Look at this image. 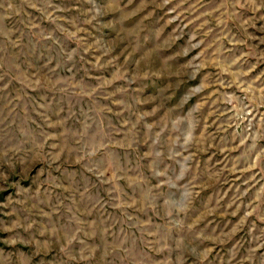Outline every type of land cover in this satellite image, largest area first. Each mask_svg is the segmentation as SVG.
<instances>
[{"label":"rangeland","instance_id":"rangeland-1","mask_svg":"<svg viewBox=\"0 0 264 264\" xmlns=\"http://www.w3.org/2000/svg\"><path fill=\"white\" fill-rule=\"evenodd\" d=\"M0 264H264V0H0Z\"/></svg>","mask_w":264,"mask_h":264}]
</instances>
